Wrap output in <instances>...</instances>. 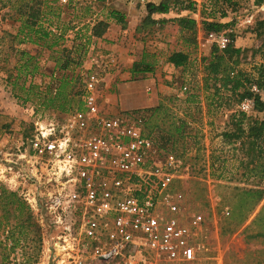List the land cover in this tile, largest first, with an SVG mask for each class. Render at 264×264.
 Instances as JSON below:
<instances>
[{"label":"rangeland","instance_id":"rangeland-1","mask_svg":"<svg viewBox=\"0 0 264 264\" xmlns=\"http://www.w3.org/2000/svg\"><path fill=\"white\" fill-rule=\"evenodd\" d=\"M20 1L0 0V185L24 201L35 226L22 229L25 238L13 249L0 233V264H25L29 255L36 259L29 264H69L71 245L89 257L96 252L98 244L83 233L65 236L54 224L30 146L39 123L61 122L84 109L87 94L102 113L137 123L156 147L181 159L183 176L174 189L185 199L182 223L192 227L199 217L191 239L200 248L197 264H264V139L258 149L248 132L264 120V91L242 99L244 87L215 92L205 68L214 47L239 48L230 63L256 76L254 67L264 61V0H172L166 14L151 15L125 0H40L46 15L37 24L49 32L44 44L21 40L39 38L24 28ZM178 17L195 19V43L185 41L189 32ZM205 20L226 26L207 33ZM98 22L106 24L100 37L91 34ZM176 50L187 53L185 65L168 61ZM24 51L35 58L32 76L21 67ZM143 54L153 71L132 73ZM245 98L253 100L249 113L239 109ZM237 130L236 139L223 136ZM10 213L0 210V219L7 215L13 225Z\"/></svg>","mask_w":264,"mask_h":264},{"label":"built area","instance_id":"built-area-1","mask_svg":"<svg viewBox=\"0 0 264 264\" xmlns=\"http://www.w3.org/2000/svg\"><path fill=\"white\" fill-rule=\"evenodd\" d=\"M86 85L90 91L93 78ZM250 91L261 94L256 85ZM84 102L64 121L39 123L30 144L35 177L46 187L40 194L59 232L80 231L98 244L91 257L71 245L69 264H197L200 248L191 239L199 217L192 227L182 223L185 199L174 189L181 159L156 147L137 123L102 113L92 95ZM252 107L248 98L239 104L245 113Z\"/></svg>","mask_w":264,"mask_h":264},{"label":"trees","instance_id":"trees-1","mask_svg":"<svg viewBox=\"0 0 264 264\" xmlns=\"http://www.w3.org/2000/svg\"><path fill=\"white\" fill-rule=\"evenodd\" d=\"M32 2V4H30ZM43 4V1L40 0H21L18 7L17 12L19 13L20 17L24 16L23 19V26L27 29V32L32 33L33 35H38L39 39H32L28 33V39H21L24 42L36 43V44H44L47 39L46 38L49 32L43 29L40 25H38L39 18L46 15L44 9L40 8V4ZM259 3V1H257ZM38 5V6H34ZM170 2L163 1L158 5H147L146 9L148 11V15L153 13H160L166 14L169 10ZM119 21H122L121 17H118ZM177 24L180 26L181 30L189 32V35L186 37L185 41L188 43H195V26L196 21L190 17H178L175 19ZM37 25V27H35ZM226 26V24L216 21V20H205L202 21L203 30L207 33L213 32L218 33ZM106 24L104 22H98L94 25L91 29V34L96 37H100L102 32L104 31ZM56 43V42H55ZM47 45L50 47L52 44ZM240 52L239 48H230L226 49L223 52H218L217 48L214 47L211 51L210 59L205 65L207 70V78H211L213 80V87L215 92L219 91L220 89L229 93L237 92L241 87L246 88V92L241 95V99L244 97L252 96L253 93L248 90V88L253 84L256 85L258 89H262L264 91V61L256 65L255 71L256 76L251 77L250 74L246 71L238 69L233 64L230 63V57L234 53ZM27 53L21 52V55ZM146 55L143 54L139 61H135L132 64L131 72L132 73H146L152 72L154 68V63L146 60ZM188 60V55L183 50H176L173 51L169 57L168 61L172 63L175 67L183 66L186 64ZM62 68H67L68 63H63ZM22 70L26 71L25 73H30L31 76L33 75L36 69V62L35 58L32 55H27V58L24 60L23 64L21 65ZM18 80V75L15 77L11 84L13 88L16 86V82ZM20 88L23 89V86L20 85ZM62 85L57 89L55 95L60 94V89ZM28 90V89H25ZM241 122V120L239 121ZM242 130H237L236 132L231 133H223V136L230 139V138H238L240 137ZM248 132L252 136V144L253 146L260 148L256 145L258 140L264 139V120L255 121L254 124L248 127ZM253 172V169L250 170ZM10 209V214L15 219V223L13 225L8 224V216L3 215V218L0 219V233H6L5 238H10L11 246L10 248L13 249L16 245L20 242V236H23L24 228H29L33 225L31 212L28 206L21 200V198L13 191L7 190L5 187L0 185V210L7 212ZM9 225V227H7ZM7 227V229H6ZM18 229L17 236H14V231ZM25 246V245H24ZM29 256L25 259V264H29L32 261H35V258ZM5 257H3V260Z\"/></svg>","mask_w":264,"mask_h":264}]
</instances>
